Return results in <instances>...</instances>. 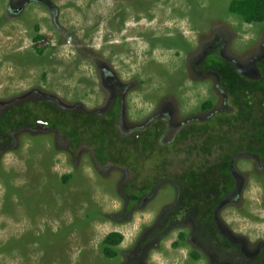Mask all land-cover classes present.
I'll list each match as a JSON object with an SVG mask.
<instances>
[{"label":"rangeland","instance_id":"1","mask_svg":"<svg viewBox=\"0 0 264 264\" xmlns=\"http://www.w3.org/2000/svg\"><path fill=\"white\" fill-rule=\"evenodd\" d=\"M233 1L0 0V118L22 106L14 124L27 113L59 122L44 101L103 115L121 98L122 131L165 130L160 161L138 154L147 163L133 185L152 186L135 205L125 189L137 176L111 161L117 145L103 160L88 145L73 151L43 121L10 131L0 141V264H264V164L252 154L233 162L235 184L213 210L221 238L196 230L208 206L193 200L159 233L180 207L178 177L202 160L199 143L175 135L230 109L218 78L204 73L205 55L218 50L245 77L264 75V23L231 13ZM113 233L123 242L110 259L103 241Z\"/></svg>","mask_w":264,"mask_h":264},{"label":"trees","instance_id":"2","mask_svg":"<svg viewBox=\"0 0 264 264\" xmlns=\"http://www.w3.org/2000/svg\"><path fill=\"white\" fill-rule=\"evenodd\" d=\"M230 12L249 24L264 23V0H234L230 5ZM40 52L42 53V51ZM262 65L264 67V60ZM202 67L204 73L212 74L218 78L220 87L226 93L230 109L219 113L213 120L205 123L203 127L198 126L200 125L199 122L189 123L175 135L177 141L193 143L196 141L199 143L193 145L192 150L198 152L203 161L199 160L198 163H194L187 172L178 177L182 184V187L180 186L182 193L179 201L180 207L167 215L159 233L162 234V231L168 227L171 229L185 214V210L189 211V203L193 200L200 205L206 203L208 206L206 212L199 211L196 230L207 239L215 240V238H221V235L214 224L213 210L223 199V194L232 189L235 184L231 165L241 154L255 155L264 164V75L255 80L245 77L239 66L226 60L218 50L205 55ZM121 101V98H117L111 110L103 115H88L75 110L60 108L57 104L44 101L43 105L48 107L46 112H50L49 109L53 106L54 114H60V117L57 116L59 122L56 121V118V120L49 119L51 117L48 115L44 119L27 113L28 117L33 118L22 122L17 121L18 123L14 124L15 119L12 117L18 114V110L23 112L24 108L18 106L17 109L12 108L6 111L4 116L0 118V141L3 144L6 142L7 145L11 140L10 131L43 121L44 126L47 125L54 130L66 133L67 137L70 138L73 151L83 144L88 145V147L95 149L99 157L104 160L102 156L108 149L107 145L110 147L117 145L116 153L112 154L111 161L116 166H130L135 173L145 167L143 165L147 163V160L138 158L139 153L141 156L148 154L149 157L156 154L160 161L159 157L164 150L158 147L160 144L157 140L165 130L161 125H156L144 133L122 131L116 125L121 118ZM67 118L69 123L75 121L77 126L69 128L63 124L62 122ZM81 120L85 121L82 122ZM85 123L88 124L86 130L92 135L89 142L83 138L82 132H80L81 125ZM117 141H121L120 146H118ZM132 145H139V147L133 149L130 147ZM211 158H214V162L211 161ZM101 166L105 165L102 164ZM137 174L135 173V177ZM139 177L141 178L138 175L132 182L126 183L127 189L125 190L126 193L132 195L129 199L132 205H135L138 199L152 186L150 183L147 187L145 180L140 184L133 185L139 180ZM68 180L70 177L65 179V181ZM136 185L139 187L135 188ZM223 187L227 191H222ZM184 235L186 234L184 233ZM179 239L184 243L186 242L182 233L179 235ZM122 242L123 237L119 233L107 236L103 241L104 254L108 258L114 259L118 256V247Z\"/></svg>","mask_w":264,"mask_h":264}]
</instances>
